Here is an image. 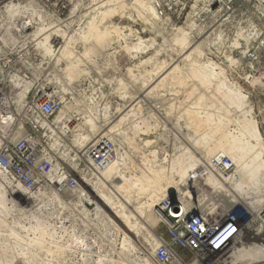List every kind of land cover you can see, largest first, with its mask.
<instances>
[{"label":"rangeland","instance_id":"rangeland-1","mask_svg":"<svg viewBox=\"0 0 264 264\" xmlns=\"http://www.w3.org/2000/svg\"><path fill=\"white\" fill-rule=\"evenodd\" d=\"M63 1L68 4L65 18L62 21V34L64 33L65 37L62 35L59 42L52 43L55 51L62 48L61 51L55 54V58L58 61L59 55L69 42H77V50L80 52L82 60L76 71L71 73L66 70L67 59L58 62V64L54 62L49 69V74L54 78L56 95L67 101V105L63 110L65 114H80L78 115L82 118L80 126V131L82 132H80V135L84 134L87 136L94 133L91 131L90 125L84 124V118H86V121H92L98 128L105 127L108 125L110 113L113 117H117L118 112L122 108L131 107V103L139 98L137 102H139L141 107L137 106L135 108L134 114L126 122L121 134L115 133L113 135L119 141L120 148H122L120 153L119 151V154L117 153L118 157L123 155V167L117 176L119 175V177L122 176L126 179L133 177L134 180L147 176L145 177L147 186L145 191H138L132 194V196L139 194V199L136 198L135 201L132 198V205L128 202L125 203L126 210L132 212V208L147 197L151 191V185L147 181H152L153 178L150 174H154L153 170L165 168V170L169 171L173 162L181 159L186 160L183 156L180 157L184 154H182L181 150L186 152L185 146L190 148L188 142L184 141V136L192 138L194 140L192 142L195 143L200 138L199 135L203 133L196 132L187 124L186 115L188 111H185L191 108V104L187 101L189 95L183 92L182 86L180 88L179 84L169 82V84L152 91L146 99L141 97L142 94L146 95L151 90V88H147L151 81V76L148 73H152L154 66L156 67L157 65L156 62L151 64L153 58L157 61L165 62L166 65L174 63L177 65L181 62L176 61L178 55L172 51L174 49L177 52L181 51V49L179 50L181 47L174 45L173 42L174 35L177 33L176 30L180 29V27L188 33L190 31V45L197 47L204 43L203 55H194L195 60H201L203 63L209 61L216 64L224 70V78L226 77L225 79L229 86L234 90L239 89L242 91L248 106L246 111L251 109L250 116L258 123L262 143L264 144V96L254 91V88L258 89V84H254V81L246 80V70H240L239 64V71L236 65L233 66L232 61L234 62L235 58H230L225 42H218L208 38V33H202L198 29H194V25L190 24L191 21L184 24L180 23L176 29L170 27L171 24L163 19L161 21L153 20L154 23L156 21L155 25H149L148 22H145V24L138 18L137 10L139 11L141 7L135 2L137 0H126V13H116V16L114 14L102 16L104 9L92 13L91 9L95 0ZM96 13L99 14L96 15ZM191 26H193V31L190 28ZM91 27L99 29L95 38L87 35ZM106 29H108L107 33L103 35ZM100 35H103V37H100ZM139 39L147 42L145 43L147 47L143 46L140 50L135 51L133 47L138 44ZM184 65V63H181V67H184ZM223 89H228V86H225L224 83ZM210 106L211 104L203 111L207 109L209 113L217 111L215 107ZM230 115L229 117L234 119L230 118L234 121V124L230 125L232 131L237 132V129L240 131V127L235 120L238 118L234 114ZM78 130L76 134H78ZM248 131H250V128H248ZM77 139L78 136L74 142ZM146 142L151 143L146 144ZM257 147L259 148V144ZM196 157L198 158V155ZM262 160L264 161V158ZM245 161H248V166L251 165L250 160L246 159ZM117 176H114L109 181L120 185V180L117 179ZM4 183L1 181L0 184L2 185L1 191L5 192V194L7 193L5 195L7 208L0 207V264H58L60 259L57 255V248L60 245L63 246L62 243L64 242L60 228L64 214L58 203L50 202L44 198L36 201V204L33 203L27 207L24 205L25 211H20L9 205L8 202L13 199L18 204L24 203L28 195L23 190L13 194L5 181ZM102 183L106 188L104 190L105 193L109 194L110 192L112 193L111 195H115L114 190L107 182L104 181ZM251 183L258 192L256 197L264 198V172L258 178H253ZM121 185L123 186V183ZM121 190L125 192L124 188ZM246 190V188L242 189L243 194L246 193ZM3 192L1 194H4ZM166 199H170L169 201L172 203L176 199L178 203L176 194L168 195ZM244 199H246L245 195L237 197V204L245 206ZM45 203H47V206H44ZM236 214L237 211H234L231 213L232 216L230 218L225 219H235L241 226L243 218L238 217ZM263 214L261 215V220H263ZM261 220H252L251 224L249 223L250 227L246 228V226H243L241 228V235L236 242V246L229 250L226 258L232 256L240 247L246 250L253 248L255 245H264V226H262ZM37 223L41 224L43 231L46 232V235H44L46 237H42L44 238L42 243H39V239H42L41 237H36L33 242L35 234L40 233L36 228ZM170 228L173 229L172 225L161 223L155 230L156 235H154V238L155 236L160 237L168 246H172L171 249L181 258L183 264H221V262L212 261V259L218 258L219 255L225 252L220 250L209 251V253L204 255V252L197 253L184 249L182 246L173 244V240L179 241L178 238L183 234L176 238ZM26 234L29 235L28 238H26ZM71 237L69 242L70 246H73L76 243H74L73 239L71 240ZM123 238V233L119 232L118 235L114 233L113 246L110 253L97 255L94 251L93 253L90 252V260L86 263L83 260L87 252L83 254L74 252V254L67 251L64 254V260L79 261V264H82V262L83 264H97L101 263L100 256L107 255L106 264H144L149 261L147 258L150 255L143 248L151 249L148 246V242L151 239L150 235L142 237L144 239L147 238V241L141 239V246L136 247L134 250L131 249V251H127L129 249L128 245H125L126 247L123 246ZM65 246L67 247V245ZM233 263L244 264L240 260L234 259V257L229 258L226 264Z\"/></svg>","mask_w":264,"mask_h":264},{"label":"built area","instance_id":"built-area-1","mask_svg":"<svg viewBox=\"0 0 264 264\" xmlns=\"http://www.w3.org/2000/svg\"><path fill=\"white\" fill-rule=\"evenodd\" d=\"M148 1L159 21H168L173 29L191 21L208 38L225 42L230 58H235L233 66L246 70V80L262 83L254 91L264 96V0ZM67 8L63 0H0V174L13 192L22 189L31 196L49 188L61 195L64 249L86 252V245L70 246L71 234H78L88 238L91 253L102 255L111 250V220L96 200L81 201L79 194L89 197L82 186L84 178L97 180L122 148L113 135L76 146L74 137L82 120L74 114L59 117L67 101L56 95L49 74L58 61L47 54L41 41L52 34L47 42L54 50ZM205 165L203 179L223 180L235 169L232 159L222 153ZM163 206L172 233L176 238L183 234L173 244L191 252L219 251L228 237L242 231L235 219L184 212L176 199L173 203L166 199ZM167 245L156 248L154 258L159 264H172V249Z\"/></svg>","mask_w":264,"mask_h":264},{"label":"bare ground","instance_id":"bare-ground-1","mask_svg":"<svg viewBox=\"0 0 264 264\" xmlns=\"http://www.w3.org/2000/svg\"><path fill=\"white\" fill-rule=\"evenodd\" d=\"M135 2L141 7L139 11L137 10L138 18H140L143 23L148 22L149 25H155L156 21L154 23L153 20L159 19L157 18L155 10L151 6L150 1L147 2L137 0ZM125 4L126 0H95L91 11H93L92 13H95L104 9L105 11L102 16H110L112 14L115 15L116 13L125 14ZM131 4L133 3L131 2ZM98 14L99 13H96V15ZM190 28H192L193 31V26ZM107 30L108 29H106L103 35L107 33ZM176 31L177 33L174 35L173 42L174 45L181 47L179 48L181 51L177 52L175 49L172 51L176 52L178 55L176 61L181 62L177 65H175L176 63L166 65L165 62H160L153 58V62L151 64L156 62L157 65L156 67L154 66L152 73H148L151 76V81L150 85H147V88H151V90L146 95L142 94L141 97L142 99H146L152 91L169 84V82L179 84L180 88L182 86L181 89H183V92L189 95V99L187 101H189L191 104V108L185 111H188L186 115L187 124L196 132L203 133L199 135L200 138L195 141V143L192 142L194 141L192 138L184 136V141L188 142L190 148L185 146L184 148H186V152L181 150L182 154H184L180 157L183 156L186 158V160L178 159L179 161L173 162L169 171L162 167V169H158L156 171L153 170L154 174H150V176L153 178H151L152 181H147L151 185V191L143 201L132 208V212L125 209V203L128 202L132 205V198H134L135 201L136 198L139 199V194L133 196L132 194L137 193L138 191H145V188L147 187L145 177L147 176L138 179L136 178L135 180L133 177L126 179L125 177L120 176V178L119 175L117 176L123 167V155L118 157L119 153L117 154L115 161H113L107 169L98 175L97 180L89 179V177L84 178L82 181V186L86 189L89 197L79 194L81 201H87L89 199L90 201L96 200L104 207L107 213L106 215L111 220L113 234L115 233L118 235L119 232L123 233V246L126 247L125 245H128L129 249L127 251H131V249L134 250L136 247L141 246L142 240L147 241V238L144 239L142 237L150 235L151 239L148 242V246L151 249H147L145 247L143 248L148 252V255H150L147 258L149 261H146L144 264H159L156 262L154 254L156 248L166 242H164V240H162L160 237L155 236L154 238V235H156L155 230L158 226H160L161 223L167 224L169 226L172 225V222L169 220L170 217L165 214V208L163 206V202L166 200V198H168V195H177L178 204L181 206V209L184 212L196 210L200 213L207 214L209 217L220 216L221 218H230L232 216L231 213L237 211L236 215L240 218H243L241 228L243 226H246V228L250 227V222H252V220H261V215L264 213V198H259V196L256 197L258 192L255 190L256 187H254V185L251 183L253 178H258L259 175L264 172V161L262 160L264 158V144L262 143V136L258 123L253 117L250 116L251 109L246 111V108L248 107L246 105V97L243 95L241 90H234L229 86L225 79L226 77L224 78V70H222L216 64L209 61L203 63L201 60H195L194 55H203L204 43L194 47L193 45L189 44L190 31L188 33L181 27ZM98 32L99 29L97 27H91L87 35L95 38L98 35ZM62 35L65 37L64 33ZM103 35H100V37H103ZM51 36L52 34H45V38L42 39L43 41L41 42L45 47L47 54L49 56H53L54 59H56L55 54L61 51L62 48L58 51H54L52 49L50 42H47ZM76 43L77 42H69L58 57V62L65 59L68 60L66 70H68L70 73L76 71V68L80 65V61L82 60L81 54L77 50ZM145 43L147 42L139 39L138 44L134 45L133 49L137 51L143 46L147 47ZM181 63L185 64L184 67H181ZM253 81L254 84H258V89L263 87L261 85L262 83H260L258 80ZM223 83L225 86H228V89H223ZM138 99L139 98L135 99L131 103V107L122 108L118 112L117 117H113L110 113L109 121L107 123L108 125L105 127L98 128L92 121H86V118H84V124L90 125L91 131L94 133L87 136L84 134L80 135V132H82L80 131V126L82 123H79L77 126V130L79 129V132L75 135L74 140L77 136L78 139L76 142H74V144L76 146L83 147L86 146V144L92 142L94 139H103L107 136L115 135V133L121 134L126 122L134 114L135 108L137 106H139V108L141 107L139 102H137ZM209 104H211L210 107H215L217 111L213 110L215 111L214 113L212 110H210L212 113H209L208 109L203 111ZM230 113L236 115V118H238L235 120L240 127V131H238L239 129H237V132L232 131L230 125H233L234 121H232V117H229ZM73 114L80 115L79 113ZM64 115L66 114L64 111H62L59 117ZM81 120L82 118H78V121ZM256 124L257 126H255ZM248 128H250V131H248ZM148 143L151 142H146V144ZM258 144L259 148L257 147ZM218 153L227 155L232 159L235 165L234 171L230 176L224 178L223 180L216 179L215 177L203 179L202 177L204 171H202V169L206 167L205 164L209 161V159ZM153 154H155V152H153ZM196 155H198V158ZM246 159L250 160V166H248V161H245ZM114 176H117V179L120 180V185L109 181L113 179ZM1 181L3 184H5V177L2 174H0V183ZM104 181L111 186L115 192V195H111L112 193L110 192L109 194L104 192L106 189L102 183ZM121 183H123V186ZM1 188L2 185L0 184V207L6 209L7 199L5 195L7 193L5 194V192L1 191ZM122 188H124L125 192L121 190ZM243 188L247 189L245 194H243ZM1 192L4 194H1ZM19 192L22 191H12L13 194H17ZM243 195L246 196V199H244L245 206L237 204L236 201L237 197ZM44 198L48 199L50 202L58 203L63 206L62 196L51 191L49 188L26 197L24 200L26 203L24 202L18 204L13 199L9 200L8 203L20 211H25L23 208L24 205L27 207L30 204L32 205L36 201L42 200ZM46 204L47 203H45L44 206ZM175 214L177 215L178 212ZM37 220L39 221V218ZM35 222L37 221L35 220ZM261 222L262 226H264V218L261 220ZM38 224L39 223H37L36 228L38 231H40V233L35 234L33 242L36 237L42 238L44 235H46V232L43 231V227L40 226L41 224ZM240 235L241 234H234L232 237H228L226 239L227 241L219 248L220 251L225 253L219 255L218 258L212 259V261L217 260L221 262V264H226L229 258L234 257V259L240 260L244 264H264V245H255L253 248L246 250L240 247L232 256L226 258V254L229 252V250L236 246V242L238 241ZM71 236H73L71 237V240L73 239L76 245H86L87 253L85 252V258L82 260L85 261V263L88 262L91 257L88 247L89 245L87 244L88 238L78 234H71ZM28 237L29 235H27L26 238ZM45 237L46 236H44V238ZM44 238L39 239V243H42ZM233 239L235 240L233 241ZM112 246L113 241L111 242V249ZM65 252L67 251L63 246H58L57 255L60 259L58 264H69V262L64 260ZM206 253H209L207 249L204 250V255ZM172 254V264H183L181 258L178 257L174 250H172ZM100 257L101 263L97 264H106L107 255Z\"/></svg>","mask_w":264,"mask_h":264}]
</instances>
